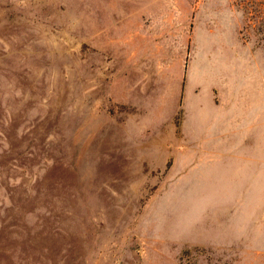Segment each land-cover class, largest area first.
Returning <instances> with one entry per match:
<instances>
[{
	"label": "rangeland",
	"instance_id": "rangeland-1",
	"mask_svg": "<svg viewBox=\"0 0 264 264\" xmlns=\"http://www.w3.org/2000/svg\"><path fill=\"white\" fill-rule=\"evenodd\" d=\"M188 1L184 38L0 0V264H264V0Z\"/></svg>",
	"mask_w": 264,
	"mask_h": 264
},
{
	"label": "crops",
	"instance_id": "crops-1",
	"mask_svg": "<svg viewBox=\"0 0 264 264\" xmlns=\"http://www.w3.org/2000/svg\"><path fill=\"white\" fill-rule=\"evenodd\" d=\"M43 10L42 23L93 25L174 24L186 38V24L194 20L195 7L188 0H29ZM178 25L180 28L178 29Z\"/></svg>",
	"mask_w": 264,
	"mask_h": 264
}]
</instances>
